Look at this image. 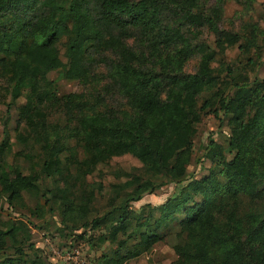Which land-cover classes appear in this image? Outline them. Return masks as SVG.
<instances>
[{
	"label": "trees",
	"instance_id": "trees-1",
	"mask_svg": "<svg viewBox=\"0 0 264 264\" xmlns=\"http://www.w3.org/2000/svg\"><path fill=\"white\" fill-rule=\"evenodd\" d=\"M65 1L64 5L58 0H0V73L8 82L11 101L24 97L19 117L37 131L43 155L40 168L53 181L52 201L71 210L76 202L70 198L67 179L79 184L92 166L115 154L131 153L142 165L116 184L121 203L104 217L92 219L98 224L117 209L107 228L114 239L118 231L125 234L117 240L118 249L101 254L103 264L122 262L148 249L163 226L177 227L174 264H264V78H250L235 65L222 62L220 70L212 64L240 37L219 25L224 0H214L208 7L200 0ZM204 27L213 33L214 46L197 40ZM256 36L251 27L245 36L248 46ZM62 37L69 63L61 75L87 80L94 62L103 61L106 76L124 98V106L117 110L74 114L77 122L68 135L83 153L73 160L75 173L68 167L61 172L60 153L68 147L69 137L47 119V104L59 98L55 81L48 78L56 67L37 59L40 50L58 54ZM193 55H199L197 67L185 72L183 66ZM247 60L251 63L253 58ZM213 87L198 104L199 93ZM76 96L67 94L65 103L81 111ZM208 111L227 114L229 132L224 142L206 143L207 174L189 179L155 206L156 230L144 224L132 227L130 202L176 179L174 165L164 168L162 162L191 150L197 123ZM51 130L57 134L52 140ZM1 164L0 159V193L8 203L23 191L38 189L36 174L20 170L11 174ZM84 195L89 198V192L80 193ZM86 203L81 199L80 208L86 210ZM23 225L14 221L0 225L4 254L0 264H44L24 252L22 245L33 246L28 237L12 246L8 243L15 241ZM129 240L134 241L127 248ZM121 247L126 251L120 252ZM198 247L204 250L201 257L195 254Z\"/></svg>",
	"mask_w": 264,
	"mask_h": 264
},
{
	"label": "rangeland",
	"instance_id": "rangeland-1",
	"mask_svg": "<svg viewBox=\"0 0 264 264\" xmlns=\"http://www.w3.org/2000/svg\"><path fill=\"white\" fill-rule=\"evenodd\" d=\"M200 1L205 7L214 2V0ZM58 2L66 4L65 0ZM219 25L226 30L237 32L240 37L233 45L227 46L223 54H217L218 57L212 61V64L220 70L223 68L222 62L235 65L241 70L244 69L250 78H264V0H224ZM251 27L256 31L257 36L254 44L248 46L245 36L248 35ZM227 39L230 40V36ZM197 40L214 46V35L206 27L201 29ZM64 42V37L57 42L58 54L47 55L40 50L37 59L41 63L51 62L56 67L48 73V78L55 81L54 90L59 98L54 104H47V119L50 124H55L60 133L69 137L68 147L60 153L61 172L68 167L70 172L75 173L73 160L83 157V153L75 138L68 135L77 122L74 114L91 113L96 110H117L124 106V98L106 76L107 68L103 61L94 62L87 80L70 78L67 73L61 75L69 63L64 54ZM245 48L248 49L247 52ZM249 56L253 58L251 63L247 60ZM198 61L199 55L191 56L185 62L183 70L193 72ZM214 88H206L200 92L197 98L198 104L206 96L211 95ZM69 93L78 95L76 99H80L79 102L82 103L81 111H78L73 103H65L66 95ZM23 102V96L11 101L8 82L0 73L1 165L11 174L19 170L25 174H36L38 185L36 191H23L21 197L13 203H8L6 195L0 193V225L9 221H14L16 224L24 223L23 229L16 233L15 241H7L12 246V243L17 244L18 240L28 237L33 246L22 245L24 252L29 256H38L44 264H103L101 254L108 253L113 248L118 249L117 240L124 238L125 234L118 231L114 239L110 237L107 228L110 220L115 219L117 209L106 217L107 220H100L98 224L94 225L92 219L104 217L108 210L118 208L121 202L116 184H122L127 180L130 177L128 173L139 171L136 167H140L142 163L131 153L115 154L108 161L92 166L79 184L67 179L72 190L70 198L76 203L71 210L65 208L64 204L52 201L50 189L53 187V181L52 177L46 175L40 168L43 155L38 143L37 131L19 117V106ZM70 105L74 108L72 112L68 109ZM227 117L228 115L223 111H219L218 116L211 111L202 114L196 126L191 150L183 149L174 160L162 162L164 168L174 165L176 179L166 181L152 192H144L140 198L130 202L129 217L132 227L136 224L138 226L144 224L156 230L159 209L155 206L178 192L181 185L189 179L207 174L210 161L204 157L206 143L210 140L225 141L229 132ZM56 135V131H49L51 140ZM159 178L162 179L161 176ZM61 180L60 184H62ZM81 192H89V198L87 199L86 195L82 198ZM81 199L87 201L86 210L79 206ZM176 230V226L159 227L157 230L159 238L148 249L124 258L122 262L114 260L110 264H174L177 258L173 247L177 242ZM133 241L129 240V244L125 247L129 248ZM125 247H121L119 251L125 252ZM195 254L201 257L204 255V250L198 247L195 249ZM3 256L4 254L0 253V259Z\"/></svg>",
	"mask_w": 264,
	"mask_h": 264
}]
</instances>
